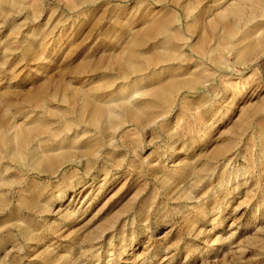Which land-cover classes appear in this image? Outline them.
Returning <instances> with one entry per match:
<instances>
[{
  "label": "rangeland",
  "instance_id": "obj_1",
  "mask_svg": "<svg viewBox=\"0 0 264 264\" xmlns=\"http://www.w3.org/2000/svg\"><path fill=\"white\" fill-rule=\"evenodd\" d=\"M0 264H264V0H0Z\"/></svg>",
  "mask_w": 264,
  "mask_h": 264
},
{
  "label": "bare ground",
  "instance_id": "obj_2",
  "mask_svg": "<svg viewBox=\"0 0 264 264\" xmlns=\"http://www.w3.org/2000/svg\"><path fill=\"white\" fill-rule=\"evenodd\" d=\"M167 54H170V55H171V52L169 53V51H168ZM166 56H168V55H166ZM173 57H174V56H173ZM167 59H169V58H167ZM167 59H166V61H168ZM164 61H165V60H164ZM132 70H133V69H132ZM122 91H123V90H122ZM127 98H129V96H127L126 99H127ZM128 102H129V101H128Z\"/></svg>",
  "mask_w": 264,
  "mask_h": 264
}]
</instances>
